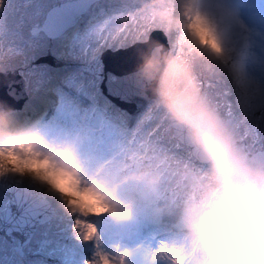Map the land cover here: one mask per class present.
I'll use <instances>...</instances> for the list:
<instances>
[{"label":"clouds","instance_id":"clouds-1","mask_svg":"<svg viewBox=\"0 0 264 264\" xmlns=\"http://www.w3.org/2000/svg\"><path fill=\"white\" fill-rule=\"evenodd\" d=\"M153 3L165 5L154 30L173 39L167 47L157 41L142 53L138 74L152 105L183 132L206 165L195 172L186 165L178 170L185 189L179 203L155 199L167 158L129 167L116 155L96 154L86 130L52 134L15 109L0 108V170H7L0 176L26 179L57 198L75 217L78 231L85 223L96 227L95 217L126 218L133 201H148L157 216L174 217L172 238L147 253L148 264H264V154L239 143L197 71L200 64L205 70H225L236 82L247 76L264 86L245 72L250 57L264 66L251 50L253 32L231 0ZM150 39L151 31H146L137 42ZM105 254L111 264H129L132 253L116 246Z\"/></svg>","mask_w":264,"mask_h":264},{"label":"rangeland","instance_id":"rangeland-1","mask_svg":"<svg viewBox=\"0 0 264 264\" xmlns=\"http://www.w3.org/2000/svg\"><path fill=\"white\" fill-rule=\"evenodd\" d=\"M65 1L69 0H3V7H0V71L10 70L12 74L20 75L25 97L40 100V104L47 107V116H42L39 122L52 134L73 130V124L74 130H86L89 133L90 129L94 128L99 135L101 126L114 124L119 125L122 130L127 127V137L119 142V145L123 146L136 135H142L144 139L157 125H162L156 136L162 138L170 151L160 152L156 158L168 159L166 166L172 175L176 176V188H181L178 170L175 169L176 159L173 157L178 154L179 160L181 157L192 162L191 165L184 164L193 172L204 169L206 165L203 161L197 159L187 147L175 146L178 143L172 136L168 121L163 118L162 111L152 105V101L134 114L120 109L101 92L102 77L94 79L88 71L93 68L102 72L100 55L104 50L126 48L137 42L132 37L121 39V33L132 32L133 36L141 38L146 31L143 28L136 31V25L138 22H146V17L157 21V24L149 23L151 28L156 29L164 8L156 9L147 3L137 8L139 0H120L124 3V9L110 10L107 12H111L110 17L104 12L105 7H115L119 0H96L71 28L49 39L43 32L37 31L36 27L42 24L51 7ZM240 1L249 3L256 0ZM98 11L102 14L99 18ZM166 41L169 44V38H166ZM39 61L48 64H37ZM197 71L201 75L206 92L217 103L222 117L225 118L226 109L231 104L228 80L216 75L215 70H205L200 64L197 65ZM90 116L96 121L95 125L85 121ZM167 128L170 130L166 131ZM127 146L134 149V144ZM250 151H264V135L260 136L255 149ZM152 163L155 164V160ZM29 184L32 188L27 187L16 176H0V215L9 202V198L4 194L8 186L25 188L35 199L38 198V201H45L38 188L31 182ZM46 204L50 207L47 202ZM50 208L53 211L52 217L49 221L37 225L29 241L21 248L22 256L14 250L17 247V238L13 243H9L0 235V264H51L40 261L41 254L55 255L60 264H67L69 258L73 260L71 264H76L84 261H74L75 259L85 258L83 256H86L88 251H95V243L91 242L90 245L88 241L85 242L77 235V231L68 235L74 217L58 208ZM132 216H137L135 209ZM113 222L111 220V223ZM113 227L121 232L120 227ZM123 228L128 229V226L124 225ZM157 236L148 233V244L156 246ZM123 239L121 232L119 238H115L116 246L121 241L124 242ZM111 240L112 238L103 239L104 245L111 243ZM132 250L136 251V248ZM105 251L106 247L103 246V252Z\"/></svg>","mask_w":264,"mask_h":264},{"label":"bare ground","instance_id":"bare-ground-1","mask_svg":"<svg viewBox=\"0 0 264 264\" xmlns=\"http://www.w3.org/2000/svg\"><path fill=\"white\" fill-rule=\"evenodd\" d=\"M150 1V2H148ZM153 0H139L138 7L140 8L144 3L152 4L153 8L159 9L164 8V5L160 4H154L152 3ZM231 3L235 6L237 9L240 17L242 20L247 24V26L252 30L253 37L251 42V50L255 54L256 57L264 60V2L263 0H256L251 1L249 3H245L244 1L240 0H231ZM116 6H109L105 7V11L107 15L110 17L112 14L107 13L110 10L118 9L123 10L124 3L120 0L116 2ZM126 5V4H125ZM100 11V10H99ZM97 18H99L102 14H99ZM94 21L96 19H93ZM93 22V21H92ZM173 39V37H169V41ZM245 72L248 76L254 77L257 80H259L261 83H264V66L254 61L251 57L246 60L245 62ZM216 75L223 76L228 80V85L230 88V98H231V107L235 109V101L237 98V95H240L243 97H248L249 99H254L253 93L257 92V89L253 86L252 80L248 79L247 76H244L241 78L240 82L234 81L225 70L217 69L215 70ZM10 83V82H9ZM7 88L5 90H9V95L1 101L2 104H0V108H3L5 110L7 109H15L17 110V113L21 117H29L31 120H37L39 121L42 116H47L46 109L47 107L43 104H40L41 101L33 100L32 98H26L25 92L19 89L18 86H16V83L14 81V84L11 86V84L6 85ZM32 97V96H30ZM9 98V99H8ZM7 99V100H6ZM229 106L226 109L225 112V120L230 123L231 127L233 128L239 143L244 144L245 148L248 150L255 149V146H253V143L247 139L244 138V126L238 125L236 121L229 116L228 114ZM89 124H96V121L94 120L93 116L87 117L85 120ZM71 128L74 130L75 125L71 124ZM128 134L127 127L126 129L122 130V128L119 125L114 124H105L101 126L99 129V135L95 132L94 128L90 129L89 135V147L96 152L98 155L107 158L113 155H116L117 152L120 150L122 146L119 145V142L125 139ZM143 137L142 135H136V137L129 139V142L126 143L127 145L134 144V152L138 151V145L137 143H134L133 141H142ZM126 141V140H125ZM172 152V151H171ZM175 155V154H174ZM182 160V161H181ZM185 161V162H184ZM186 163L187 165L193 164L189 160H183L180 157V160L175 161V169L176 171L182 168ZM196 168V167H194ZM206 168V166L204 167ZM203 169V168H202ZM163 171L165 172V179L164 183L161 186V189L159 193L156 196V201L158 203H167L174 201L175 203H179V201L182 199L185 189L183 186L181 188H176L175 182H176V176H173L170 169L166 166ZM19 178V177H17ZM22 182L27 185V187L32 188L29 184V181L26 179H21ZM35 186V185H34ZM36 187V186H35ZM39 190V193L41 196H43L44 200L53 208H58L61 212H64L63 208L61 207V204L59 200L55 197L48 196L43 194L42 190ZM127 199V198H125ZM135 209L137 212L136 218L132 216V212ZM137 209V210H136ZM92 222L96 225V228L98 230V233L100 235V250L103 251V246L106 247V253H110L114 250L116 247L115 244V238H119V235L124 236V239L121 243H119L117 246H119L121 249H128L132 253L129 258V264H148L146 260L147 253L154 249L158 243L162 240H170L172 238V225L174 223V217H159L157 216L152 206L149 204L148 201L143 199H137L132 202L131 204V212L130 215L126 218H122L118 221H114L111 223V219H109L107 216L102 217H95L92 218ZM75 223V217L71 221L70 230L68 231V235L72 234V232L77 231V235H79V231L74 229L73 225ZM124 225L128 226V229L123 228ZM113 226L120 227L121 232H118L116 229H114ZM140 234H137V233ZM148 233H151L153 235L157 236V244L156 246H151L148 244L147 236ZM136 234V236H134ZM111 243H107L104 245L103 239L110 240ZM117 241V240H116ZM89 244L92 242V244L95 243V251L87 252L86 256H83L85 258L78 257L74 261H77L78 259L82 262H77L76 264H86V262L94 260L95 259V253L97 251L96 248V242L95 241H88ZM91 245V244H90ZM136 251H133L132 249H135ZM40 261L55 264L56 262L59 263V259L55 258V255H44L41 254L39 257ZM73 260L70 258L67 259V264H71ZM60 264V263H59Z\"/></svg>","mask_w":264,"mask_h":264},{"label":"water","instance_id":"water-1","mask_svg":"<svg viewBox=\"0 0 264 264\" xmlns=\"http://www.w3.org/2000/svg\"><path fill=\"white\" fill-rule=\"evenodd\" d=\"M94 1L96 0H69L59 3L47 11L42 24L36 27V30L43 32L49 39L55 38L71 28ZM157 41L168 46L163 32L153 30L148 44L134 42L126 48L113 51L106 49L100 55L102 72L93 68L88 70L94 79L102 77L101 92L116 107L134 114L152 101L146 83L138 74V67L142 62L141 54L148 51ZM37 64L48 63L39 61ZM14 81L16 86L24 91L20 75L12 74L10 70L0 71V102L10 93L9 90H5L6 85L12 86ZM169 126L173 138L180 147H187L199 159L192 146L184 139L183 132L171 127L170 124ZM257 153L264 154V151ZM4 194L9 198V202L0 215V235L9 243H13L17 238V247L14 250L22 256V246L29 241L37 225L50 220L53 211L45 201H38L39 199H35L25 188L8 186Z\"/></svg>","mask_w":264,"mask_h":264},{"label":"snow or ice","instance_id":"snow-or-ice-1","mask_svg":"<svg viewBox=\"0 0 264 264\" xmlns=\"http://www.w3.org/2000/svg\"><path fill=\"white\" fill-rule=\"evenodd\" d=\"M146 22H138L136 25V31L143 28L145 31H153L154 29L149 26L151 24H157L154 18H145ZM158 26V25H157ZM132 37L139 40V36H133L132 32L121 33V39H127ZM253 86L257 89V92L253 93L254 99L248 97H241L237 95L235 101V109L229 105L228 114L231 116L238 125L244 126V138L251 141L253 146L256 145L261 135H264V86H257L253 81ZM163 127L157 125L147 136L140 141H133L138 144L139 151L134 150L123 145L116 154L118 161L123 162L129 167H140L145 164H152L155 160L156 155L160 152L170 151L167 149L166 144L163 142L161 137H157L156 133ZM170 130L169 128L165 129ZM179 148V144L175 145ZM173 158L179 160V155H175ZM7 171L6 169L0 170V174ZM80 237L85 241H95L97 251L95 253V259L86 262V264H111L108 255L100 250V235L96 227L91 226L87 223L81 226L79 230Z\"/></svg>","mask_w":264,"mask_h":264},{"label":"trees","instance_id":"trees-1","mask_svg":"<svg viewBox=\"0 0 264 264\" xmlns=\"http://www.w3.org/2000/svg\"><path fill=\"white\" fill-rule=\"evenodd\" d=\"M30 96V95H29Z\"/></svg>","mask_w":264,"mask_h":264}]
</instances>
